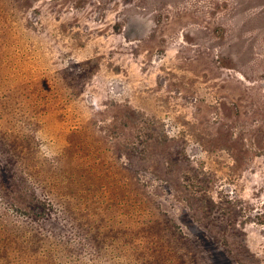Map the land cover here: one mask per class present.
Listing matches in <instances>:
<instances>
[{
  "label": "rangeland",
  "instance_id": "1",
  "mask_svg": "<svg viewBox=\"0 0 264 264\" xmlns=\"http://www.w3.org/2000/svg\"><path fill=\"white\" fill-rule=\"evenodd\" d=\"M0 20V264H264V0H0Z\"/></svg>",
  "mask_w": 264,
  "mask_h": 264
},
{
  "label": "bare ground",
  "instance_id": "2",
  "mask_svg": "<svg viewBox=\"0 0 264 264\" xmlns=\"http://www.w3.org/2000/svg\"><path fill=\"white\" fill-rule=\"evenodd\" d=\"M55 1H56V0H55ZM67 1H68V0H67ZM71 1H73V0H71ZM188 1H189V0H188ZM42 2H43V1H42ZM46 2H47V1H46ZM46 2H45V3H46ZM50 3H51V2H50ZM184 3H185V2H184ZM74 4H75V3H74ZM43 5H44V4H43ZM43 5H41V6H43ZM47 5H48V4H47ZM81 5H82V4H81ZM41 6H40V7H41ZM76 6H77V5H76ZM234 6H235V5H234ZM53 7H54V6H53ZM60 7H61V6H60ZM63 7H64V6H63ZM66 7H67V6H66ZM82 7H83V6H82ZM235 7H236V6H235ZM241 8H242V7H241ZM57 9H58V8H57ZM66 9H67V8H66ZM193 9H194V8H193ZM55 10H56V8H55ZM80 10H81V8H80ZM100 10H101V8H100ZM199 11H201V10H199ZM194 12H195V11H194ZM205 12H206V11H205ZM237 12H238V11H237ZM67 13H68V11H67ZM133 13H134V12H133ZM189 13H190V12H189ZM63 14H64V13H63ZM114 14H115V13H114ZM116 14H117V13H116ZM116 14H115V15H116ZM236 14H237V13H236ZM238 14H239V12H238ZM238 14H237V15H238ZM70 15H71V14H70ZM184 15H185V14H184ZM192 15H193V13H192ZM194 15H195V14H194ZM194 15H193V16H194ZM72 16H73V15H72ZM108 16H109V15H108ZM185 16H186V15H185ZM187 16H188V15H187ZM197 16H198V15H197ZM41 17H42V16H40V19H41ZM74 17H75V16H74ZM113 17H114V16H113ZM68 18H69V16H68ZM78 18H79V17H78ZM74 19H75V18H74ZM76 19H77V17H76ZM111 19H112V18H111ZM111 19H110V20H111ZM82 20H83V19H82ZM82 20H81V21H82ZM95 20H96V19H95ZM207 20H208V19H207ZM0 21H1V20H0ZM55 21H56V20H55ZM60 21H61V20H60ZM72 21H73V20H72ZM83 21H84V20H83ZM96 21H97V20H96ZM104 21H105V20H104ZM201 21H202V20H201ZM231 21H232V20H231ZM44 22H45V21H44ZM84 22H85V21H84ZM203 22H204V20H203ZM3 23H4V21H3ZM52 23H53V22H52ZM58 23H59V22H58ZM72 23H73V22H72ZM86 23H87V22H86ZM90 23H91V22H90ZM191 23H192V22H191ZM35 24H36V23H35ZM50 24H51V23H50ZM50 24H49V26H50ZM63 24H64V23H63ZM75 24H76V23H75ZM98 24H99V23H98ZM156 24H157V22H156ZM256 24H257V23H256ZM51 25H53V24H51ZM66 25H67V24H66ZM69 25H70V24H69ZM147 25H148V22H147ZM154 25H155V24H154ZM244 25H245V24H244ZM38 26H39V25H38ZM38 26H37V27H38ZM41 26H42V25H41ZM63 26H64V25H63ZM71 26H72V25H71ZM155 26H156V25H155ZM234 26H235V25H234ZM256 26H257V25H256ZM65 27H66V26H65ZM69 27H70V26H69ZM243 27H244V26H243ZM254 27H255V26H254ZM41 28H42V27H41ZM50 28H51V27H50ZM63 28H64V27H63ZM71 28H72V27H71ZM76 28H79V27H76ZM82 28H83V26H82ZM82 28H81V29H82ZM86 28H87V27H86ZM72 29H73V28H72ZM233 29H234V28H233ZM245 29H246V28H245ZM41 30H43V29H41ZM53 30H54V29H53ZM56 30H57V29H56ZM64 30H65V29H64ZM68 30H69V29H68ZM82 30H83V29H82ZM54 31H55V30H54ZM61 31H62V30H61ZM69 31H70V30H69ZM75 31H77V30H75ZM51 32H52V31H51ZM55 32H56V31H55ZM58 32H59V31H58ZM62 32H64V31H62ZM62 32H61V33H62ZM83 32H84V31H83ZM88 32H89V31H88ZM149 32H150V31H149ZM228 32H229V31H228ZM231 32H232V31H231ZM234 32H235V31H234ZM243 32H244V31H243ZM257 32H258V31H257ZM260 32H261V31H260ZM260 32H259V33H260ZM41 33H42V32H41ZM53 33H54V32H53ZM68 33H69V32H68ZM161 33H162V32H161ZM175 33H176V32H175ZM240 33H241V32H240ZM62 34H63V33H62ZM66 34H67V33H66ZM70 34H71V33H70ZM70 34H69V35H70ZM89 34H90V33H88V35H89ZM107 34H108V33H107ZM119 34H120V33H119ZM119 34H118V35H119ZM122 34H123V33H122ZM163 34H164V32H163ZM238 34H239V33H238ZM249 34H250V32H249ZM60 35H61V34H60ZM63 35H65V34H63ZM108 35H109V34H108ZM110 35H111V34H110ZM164 35H165V34H164ZM56 36H57V35H56ZM100 36H101V35H100ZM59 37H60V36H59ZM84 37H85V36H84ZM108 37H109V36H108ZM156 37H157V36H156ZM158 37H159V36H158ZM69 38H70V37H69ZM103 38H104V37H103ZM103 38H101V39H103ZM151 38H152V37H151ZM52 39H54V38H52ZM83 39H87V38H83ZM178 39H179V38H178ZM56 40H57V39H56ZM58 40H59V39H58ZM89 40H90V39H89ZM89 40H88V41H89ZM156 40H157V39H156ZM241 40H242V39H241ZM54 41H55V40H54ZM64 41H65V40H64ZM98 41H100V40H98ZM50 42H51V41H50ZM102 42H103V41H102ZM146 42H147V41H146ZM60 43H61V42H59V44H60ZM67 43H68V42H67ZM87 43H88V42H87ZM137 43H138V42H137ZM258 43H259V42H258ZM55 44H57V43H55ZM80 44H82V43H80ZM103 44H104V43H103ZM141 44H142L143 46L145 45V44H143V43H141ZM174 44H176V43H174ZM248 44H249V43H248ZM248 44H247V45H248ZM60 45H61V44H60ZM69 46H70V43H69ZM71 46H72V45H71ZM130 46H131V45H130ZM145 46H146V45H145ZM145 46H144V47H145ZM155 46H156V45H155ZM166 46H167V45H166ZM60 47H61V46H60ZM140 47H141V46H140ZM156 47H157V46H156ZM57 48H58V47H57ZM81 48H82V47H81ZM130 48H132V47H130ZM137 48H138V47H137ZM166 48H167V47H166ZM183 48H184V47H183ZM64 49H65V47H64ZM155 49H156V48H155ZM172 49H173V48H172ZM178 49H179V48H178ZM180 49H182V48H180ZM185 49H186V48H185ZM51 50H52V49H51ZM58 50H59V49H58ZM176 50H177V49H176ZM46 51H47V50H46ZM53 51H54V50H53ZM62 51H63V50H62ZM157 51H158V50H157ZM65 52H66V51H65ZM65 52H64V53H65ZM67 52H68V50H67ZM126 52H127V51H126ZM151 52H152V51H151ZM51 53H53V52L51 51ZM59 53H60V51H59ZM156 53H157V52H156ZM173 53H174V52H173ZM173 53H172V54H173ZM212 53H213V52H212ZM56 54H57V53H56ZM162 54H163V53H162ZM185 54H186V53H185ZM59 55H62V54H59ZM200 55H201V54H200ZM68 56H69V55H68ZM68 56H67V57H68ZM185 56H186V55H185ZM161 57H162V56H161ZM59 58H60V57H59ZM203 58H204V57H203ZM216 58H217V56H216ZM165 59H166V58H165ZM173 59H175V57H174ZM198 59H199V57H198ZM144 60H146V59H144ZM147 60H149V59H147ZM147 60H146V61H147ZM152 60H153V59H152ZM167 60H169L168 57H167ZM206 60H207V59H206ZM238 60H239V59H238ZM162 61H163V60H162ZM169 61H170V60H169ZM216 61H217V60H216ZM256 61H257V60H256ZM262 61H263V60H262ZM170 62H171V61H170ZM209 62H210V61H209ZM233 62H234V61H233ZM233 62H232V63H233ZM129 63H130V62H129ZM180 63H181V61H180ZM152 64H153V63H152ZM152 64H151V65H152ZM167 64H168V63H167ZM175 64H176V63H175ZM149 65H150V64H149ZM151 65H150V66H151ZM160 65H161V64H160ZM171 65H172V64H171ZM201 65H202V64H201ZM203 65H204V64H203ZM205 65H206V64H205ZM207 65H208V64H207ZM207 65H206V66H207ZM237 65H238V64H237ZM57 66H58V65H57ZM142 66H143V65H142ZM198 66H200V64H199ZM253 66H254V65H253ZM151 67H152V66H151ZM151 67H150V68H151ZM170 67H171V66H170ZM208 67H209V66H208ZM234 67H235V66H234ZM255 67H257V66H255ZM148 68H149V67H148ZM172 68H173V67H172ZM188 69H189V68H188ZM196 69H197V68H196ZM205 69H206V68H205ZM261 69H262V68H261ZM183 70H185V69H183ZM192 70H193V69H192ZM139 71H140V69H139ZM174 71H178V70H175V69H174ZM247 71H248V70H247ZM249 71H250V70H249ZM262 71H263V70H262ZM40 72H41V71H40ZM105 72H106V71H105ZM140 72H141V71H140ZM180 72H181V71H180ZM190 72H191V71H190ZM199 72H200V71H199ZM199 72H198V73H199ZM219 72H220V71H219ZM258 72H259V71H258ZM109 73H110V72H109ZM196 73H197V72H196ZM196 73H195V74H196ZM207 73H208V72H207ZM64 74H66V73H64ZM182 74H183V73H182ZM189 74H190V73H189ZM195 74H194V75H195ZM200 74H201V73H200ZM48 75H49V74H48ZM170 75H171V74H170ZM185 75H186V74H185ZM214 75H215V74H214ZM223 75H224V74H223ZM223 75L221 74V76H223ZM66 76H67V75H66ZM106 76H107V75H106ZM133 76H134V75H133ZM133 76H132V77H133ZM183 76H184V74H183ZM183 76H182V77H183ZM188 76H189V75H188ZM50 77H51V76H50ZM134 77H135V76H134ZM167 77H168V76H167ZM206 77H207V75H206ZM216 77H217V76H216ZM223 77H224V76H223ZM169 78H170V77H169ZM179 78H180V77H179ZM203 78H204V77H203ZM210 78H211V77H210ZM219 78H220V76H219ZM134 79H135V78H134ZM134 79H133V80H134ZM184 79H185V78H184ZM184 79H183V81H184ZM213 79H214V78H213ZM67 80H68V79H67ZM127 80H129V79H127ZM192 80H193V79H192ZM192 80H191V81H192ZM204 80H205V79H204ZM216 80L218 81V79H216ZM216 80H215V81H216ZM181 81H182V80H181ZM69 82H70V81H69ZM168 82H169V81H168ZM189 82H190V81H189ZM207 82H208V81H207ZM140 83H143V82H140ZM186 83H187V82H186ZM193 83H194V82H193ZM208 83H209V82H208ZM216 83H217V82H216ZM219 83H220V81H219ZM134 84H135V83H134ZM184 84H185V83H183V85H184ZM187 84H188V83H187ZM75 85H76V84H75ZM142 85H143V84H142ZM165 85H166V84H165ZM170 85H171V84H170ZM176 85H177V84H176ZM183 85H182V87H183ZM196 85H197V84H196ZM198 85H200V84H198ZM206 85H207V84H206ZM72 86H73V85H72ZM179 86H180V85H178V87H179ZM209 86H210V85H209ZM172 87H173V86H172ZM174 87H175V86H174ZM178 87H177V88H178ZM189 87H190V86H189ZM193 87H194V86H193ZM48 88H49V87H48ZM164 88H165V87H164ZM168 88L171 89L170 87H168ZM209 88H211V87H209ZM53 89H54V88H53ZM143 89H144V88H143ZM143 89H142V90H143ZM212 89H213V88H212ZM241 89H242V88H241ZM8 90H9V89H8ZM11 90H12V89H11ZM15 90H16V89H15ZM164 90H165V89H164ZM178 90H179V89H178ZM202 90H203V89H202ZM216 90H217V89H216ZM55 91H56V90H55ZM161 91H162V89H161ZM173 91H174V90H173ZM176 91H177V90H176ZM179 91H180V90H179ZM181 91H183V90H181ZM199 91H200V90H199ZM242 91H243V90H242ZM79 92H80V91H79ZM79 92H78V93H79ZM207 92H208V91H207ZM214 92H215V91H214ZM239 92H240V91H239ZM12 93H13V92H12ZM46 93H47V92H46ZM56 93H57V92H56ZM162 93H163V92H162ZM186 93H187V92H186ZM208 93H209V92H208ZM210 93H212V92H210ZM52 94H53V93H52ZM76 94H77V93H76ZM165 94H166V93H165ZM181 94H182V93H181ZM184 94H185V93H184ZM241 94H242V93H241ZM50 95H51V94H50ZM78 95H80V94H78ZM163 95H164V93H163ZM166 95H168V94H166ZM243 95H244V93H243ZM258 95H259V94H258ZM0 96H1V95H0ZM7 96H9V95H7ZM55 96H56V94H55ZM58 96H59V95H58ZM82 96H83V95H82ZM203 96H204V95H203ZM212 96H213V95H212ZM233 96H234V95H233ZM241 96H242V95H241ZM244 96H246V95H244ZM254 96H255V95H254ZM256 96H257V95H256ZM77 97H78V96H77ZM51 98H52V97H51ZM90 98H91V97H90ZM164 98H165V97H164ZM211 98H212V97H211ZM217 98H218V96H217ZM245 98H247V97H245ZM258 98H259V97H258ZM79 99H80V98H79ZM84 99H85V96H84ZM200 99H201V98H200ZM236 99H237V98H236ZM239 99H240V98H239ZM201 100H202V99H201ZM237 100H238V99H237ZM241 100H242V99H241ZM246 100H247V99H246ZM258 100H259V99H258ZM89 101H90V100H89ZM202 101H203V100H202ZM231 101H232V100H231ZM245 102H246V101H245ZM253 102H254V101H253ZM17 103H18V102H17ZM199 103H201V102H199ZM211 103H212V102H211ZM247 103H248V102H247ZM163 104H164V103H163ZM232 104H233V103H232ZM250 104H251V103H250ZM259 104H260V103H259ZM16 105H17V104H16ZM201 105H203V104H201ZM256 105H257V104H256ZM197 106H198V105H197ZM259 106H260V105H259ZM195 107H196V105H195ZM196 108H197V107H196ZM258 108H259V107H258ZM242 109H243V108H242ZM164 111H165V110H164ZM258 112H259V111H258ZM258 112L256 111V113H258ZM93 115H95V114H93ZM167 115H168V114H167ZM263 115H264V114H263ZM95 117H96V116H95ZM260 117H261V116H260ZM263 117H264V116H263ZM45 118H47V117H45ZM50 120H51V119H50ZM48 121H49V120H48ZM46 123H47V122H46ZM52 126H53V125H52ZM47 130H48V129H47ZM46 132H47V131H46ZM75 133H76V132H75ZM179 137H180V136H179ZM82 139H83V138H82ZM254 140H255V139H254ZM174 141H175V140H174ZM174 141H172V142H174ZM175 142H176V141H175ZM177 142H178V141H177ZM189 142H190V141H189ZM220 143H221V142H220ZM218 148H219V147H218ZM220 149H221V148H220ZM186 150H187V149H186ZM167 151H168V150H167ZM190 153H191V152H190ZM156 154H157V153H156ZM186 154H187V153H186ZM188 155H189V154H188ZM190 156H191V155H190ZM195 157H196V156H195ZM195 157H194V158H195ZM231 157H232V156H231ZM186 158H187V156H186ZM196 159H198V158H196ZM224 160H225V159H224ZM242 162H243V160H242ZM196 163H197V162H196ZM190 164H192V163H190ZM220 164H221V163H220ZM226 164H227V163H226ZM244 164H245V163H244ZM193 165H194V163H193ZM217 165H219V164H217ZM228 165H229V164H228ZM262 165H263V164H262ZM219 166H220V165H219ZM229 166H230V165H229ZM252 166H253V165H252ZM217 167H218V166H217ZM225 167H226V166H225ZM209 168H210V166H209ZM216 169H217V168H216ZM218 169H219V168H218ZM218 169H217V170H218ZM227 169H228V168H227ZM214 170H215V169H214ZM229 170H231V169H229ZM191 171H192V170H191ZM221 171H222V170H221ZM226 172H227V171H226ZM231 172H232V171H231ZM223 174H225V173L223 172ZM228 174H229V173H228ZM228 174H227V176H228ZM147 177H148V176H147ZM176 177H177V176H176ZM253 178H254V177H253ZM201 181H202V179H201ZM224 181H225V180H224ZM255 181H256V180H255ZM231 182H232V181H231ZM262 182H263V181H262ZM176 183H177V182H176ZM193 183H194V182H193ZM223 183H224V182H223ZM257 183H258V181H257ZM227 184H228V183H227ZM232 184H233V183H232ZM255 184H256V182H255ZM204 185H206V184H204ZM256 185H257V184H256ZM262 185H264V184L262 183ZM225 186H226V185H225ZM208 187H209V186H208ZM184 189H185V188H184ZM194 192H195V191H194ZM201 192H202V191H201ZM203 192H204V190H203ZM251 193H252V192H251ZM214 195H215V194H214ZM247 195H248V194H247ZM254 195H256V194H254ZM197 196H198V195H197ZM217 196H218V195H217ZM217 196H216V197H217ZM214 198H215V197H214ZM208 199H209V198H208ZM169 200H170V199H169ZM235 200H236V199H235ZM255 200H257V199H255ZM224 201H225V200H224ZM226 201H227V200H226ZM229 201H230V200H229ZM233 201H234V200H233ZM220 203H221V202H220ZM221 204H222V203H221ZM243 204H244V203H243ZM247 204H248V203H247ZM201 206H202V205H201ZM231 206H232V205H231ZM240 206L242 207V205H240ZM184 207H185V206H184ZM199 207H200V206H199ZM236 207H237V206H236ZM253 207H254V206H253ZM207 208H208V207H207ZM233 208H234V207H233ZM258 208H259V207H258ZM234 209H235V208H234ZM254 209H255V207H254ZM186 210H187V208H186ZM204 210H205V209H204ZM208 210H209V209H208ZM224 210H225V209H224ZM230 210H232V209H230ZM250 210H251V209H250ZM235 211H236V210H235ZM235 211H234V212H235ZM182 212H183V211H182ZM207 212H208V211H207ZM242 212H243V211H242ZM257 212H258V211H257ZM261 212H262V211H261ZM205 213H206V212H205ZM238 213H239V210H238ZM255 213H256V212H255ZM263 213H264V212H263ZM197 214H198V213H197ZM197 214H196V216H197ZM234 214H235V213H234ZM236 214H237V212H236ZM257 214H258V213H257ZM194 215H195V214H194ZM226 215H227V214H226ZM237 215H238V214H237ZM242 215H243V214H242ZM196 216H195V217H196ZM228 217H229V216H228ZM234 217H235V216H234ZM238 217H239V216H238ZM252 217H253V216H252ZM206 218H207V217H206ZM211 218H212V217H211ZM195 219H196V218H195ZM261 219H262V218H261ZM170 220H171V219H170ZM213 220H214V219H213ZM224 220H225V219H224ZM248 220H249V219H248ZM245 221H246V220H245ZM261 221H262V220H261ZM173 222H174V220H173ZM209 223H210V222H209ZM178 224H179V222H178ZM207 224H208V223H207ZM216 224H217V223H216ZM247 225H248V224H247ZM179 226H180V225H179ZM179 226H177V227H179ZM209 226H210V225H209ZM219 226H220V225H219ZM222 226H223V225H222ZM222 226H221V227H222ZM210 227H211V226H210ZM216 227H217V226H216ZM248 227H249V226H248ZM173 228H174V227H173ZM188 228H189V227H188ZM219 228H220V227H219ZM225 228H226V227H225ZM240 228H241V227H240ZM262 229H263V228H262ZM215 230H216V229H215ZM247 230H248V229H247ZM238 231L240 232L241 230H238ZM242 231H243V230H242ZM210 232H212V231H209V233H210ZM205 233H206V232H205ZM240 233H241V232H240ZM252 233H253V232H252ZM253 235L255 236L256 233H255V234L253 233ZM249 236H250V235H249ZM258 236H259V235H258ZM202 237H203V236H202ZM252 237H253V236H252ZM255 237H256V236H255ZM205 238H206V237H205ZM206 239H207V238H206ZM250 239H251V238H250ZM211 240H212V239H211ZM248 240H249V238H248ZM214 244H215V243H214ZM220 244H221V242H220ZM247 244H248V243H247ZM249 244H251V243H249ZM219 246H220V245H219ZM247 246H248V245H247ZM215 247H216V245H215ZM222 247H223V246H222ZM245 247H246V245H245ZM248 247H249V246H248ZM251 247H252V246H251ZM252 248H253V247H252ZM249 249H250V248H249ZM210 250H211V249H210ZM249 252H250V251H249ZM248 257H249V256H248ZM257 257H258V256H257ZM256 259H258V258H256ZM260 259H261V258H259V260H260ZM232 260H233V259H232ZM259 260H258V261H259ZM260 261H261V260H260ZM262 263H263V262H262ZM259 264H261V263L259 262Z\"/></svg>",
  "mask_w": 264,
  "mask_h": 264
},
{
  "label": "trees",
  "instance_id": "3",
  "mask_svg": "<svg viewBox=\"0 0 264 264\" xmlns=\"http://www.w3.org/2000/svg\"><path fill=\"white\" fill-rule=\"evenodd\" d=\"M73 216H75V214L73 213ZM138 228L137 227H131V231H137ZM133 233V232H132Z\"/></svg>",
  "mask_w": 264,
  "mask_h": 264
}]
</instances>
